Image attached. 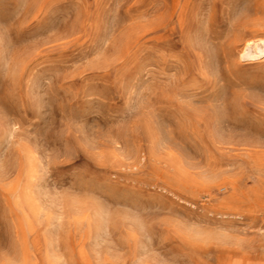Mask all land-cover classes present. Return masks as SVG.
I'll use <instances>...</instances> for the list:
<instances>
[{"label": "rangeland", "instance_id": "1", "mask_svg": "<svg viewBox=\"0 0 264 264\" xmlns=\"http://www.w3.org/2000/svg\"><path fill=\"white\" fill-rule=\"evenodd\" d=\"M0 264H264V0H0Z\"/></svg>", "mask_w": 264, "mask_h": 264}, {"label": "bare ground", "instance_id": "2", "mask_svg": "<svg viewBox=\"0 0 264 264\" xmlns=\"http://www.w3.org/2000/svg\"><path fill=\"white\" fill-rule=\"evenodd\" d=\"M249 45V44H248Z\"/></svg>", "mask_w": 264, "mask_h": 264}]
</instances>
